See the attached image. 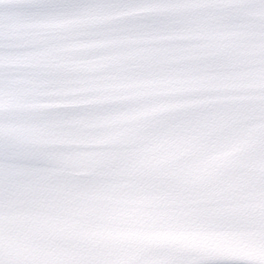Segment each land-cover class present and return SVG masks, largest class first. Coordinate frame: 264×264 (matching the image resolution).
Here are the masks:
<instances>
[{"label": "snow or ice", "instance_id": "6c2138e0", "mask_svg": "<svg viewBox=\"0 0 264 264\" xmlns=\"http://www.w3.org/2000/svg\"><path fill=\"white\" fill-rule=\"evenodd\" d=\"M0 264H264V0H0Z\"/></svg>", "mask_w": 264, "mask_h": 264}]
</instances>
